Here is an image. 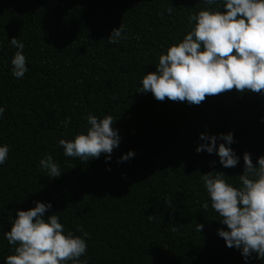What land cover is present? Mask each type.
Segmentation results:
<instances>
[{
    "label": "trees",
    "instance_id": "1",
    "mask_svg": "<svg viewBox=\"0 0 264 264\" xmlns=\"http://www.w3.org/2000/svg\"><path fill=\"white\" fill-rule=\"evenodd\" d=\"M202 0H0V264L11 249L3 237L17 210L51 202L66 231L89 233L87 264H243L217 229L200 174L223 172L239 186L245 152L253 164L264 155V96L227 91L198 106L163 102L140 93L144 73L190 30L187 17ZM171 8V13L166 9ZM123 29L109 43L113 29ZM24 44L28 72L11 75ZM111 115L121 142L105 162L65 157L59 139L87 127L86 117ZM66 118L70 123L65 125ZM233 133L240 161L223 168L215 154L196 153L200 133ZM135 156L117 161L128 151ZM50 154L62 175L39 167ZM216 163L213 164L212 162ZM110 169V170H108ZM203 224L202 232L195 231ZM179 227L175 232L169 225ZM71 264V262H69ZM249 264H264L253 256Z\"/></svg>",
    "mask_w": 264,
    "mask_h": 264
},
{
    "label": "clouds",
    "instance_id": "2",
    "mask_svg": "<svg viewBox=\"0 0 264 264\" xmlns=\"http://www.w3.org/2000/svg\"><path fill=\"white\" fill-rule=\"evenodd\" d=\"M205 5L219 4V8H203L187 17L191 25L183 38L170 44L158 57L154 72L144 73L140 93H151L157 101L165 98L173 102L199 105L206 96L227 91L258 93L264 96V0H202ZM171 13L172 9H166ZM121 25L110 33L109 43L122 37ZM9 44L16 49L11 64V75L22 79L28 67L23 54L24 44L12 38ZM5 108L0 106V116ZM87 127L70 140L59 139L63 155L81 161L111 160L121 137L114 127L111 115L99 118L86 117ZM264 122V118H262ZM65 125L70 123L66 118ZM196 153L215 154L223 168H235L239 161L231 145L233 133L209 135L200 133ZM9 156V146L0 144V165ZM135 156L133 151L122 155L118 163ZM243 171L237 175L239 186L228 182L223 172L200 174L208 200L201 207H209L218 214V222L225 226L217 229V236L225 246L240 252L243 264L255 256L264 260V155L253 164L251 154L243 153ZM213 164L216 162L213 161ZM39 167L52 179L62 172L52 155L46 154ZM110 170V169H108ZM34 207L17 210L10 228L3 232L11 254L3 264H87L89 233L78 226L76 231H66L55 213L45 216L52 208L51 202L33 201ZM172 231L179 227L169 225ZM203 224L196 223L195 231L202 232Z\"/></svg>",
    "mask_w": 264,
    "mask_h": 264
}]
</instances>
